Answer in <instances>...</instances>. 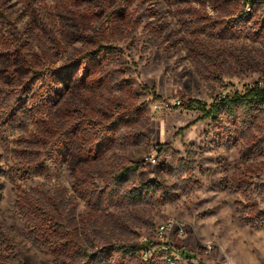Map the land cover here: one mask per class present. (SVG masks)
Listing matches in <instances>:
<instances>
[{
    "label": "rangeland",
    "instance_id": "rangeland-1",
    "mask_svg": "<svg viewBox=\"0 0 264 264\" xmlns=\"http://www.w3.org/2000/svg\"><path fill=\"white\" fill-rule=\"evenodd\" d=\"M250 1L0 0V264H264V108H184L263 80Z\"/></svg>",
    "mask_w": 264,
    "mask_h": 264
},
{
    "label": "trees",
    "instance_id": "trees-1",
    "mask_svg": "<svg viewBox=\"0 0 264 264\" xmlns=\"http://www.w3.org/2000/svg\"><path fill=\"white\" fill-rule=\"evenodd\" d=\"M65 81L67 82V79H65ZM239 105H246L247 107L257 105L264 108V86H261L258 81L243 94L235 93L233 95H226L225 97H222L219 102L213 103L210 109H205L204 107H195L194 103H188V105H186L184 108L187 110H201L203 112V119H217L221 116L222 109L232 113L235 107ZM108 127L109 126H105L100 123L95 124L93 130L96 132V142L98 147L106 143L107 138L105 133L107 130L106 128ZM139 166L140 165L138 163L132 164L129 167L130 169H126L124 173L126 174L128 170L137 171ZM181 254L188 259L194 258V255H190L188 251L185 250H181Z\"/></svg>",
    "mask_w": 264,
    "mask_h": 264
},
{
    "label": "built area",
    "instance_id": "built-area-1",
    "mask_svg": "<svg viewBox=\"0 0 264 264\" xmlns=\"http://www.w3.org/2000/svg\"><path fill=\"white\" fill-rule=\"evenodd\" d=\"M259 6H262L264 11V0H253L247 3L243 12L244 16L247 17L250 13H253V10L256 7L258 8ZM259 83L261 86H264V78ZM145 161L154 164L156 162V158L149 156L145 158ZM171 233L177 234L179 238H183L185 236V230L183 229L181 223L169 221L166 224L160 225L158 228V236L160 239L158 249L165 253L167 261L170 264H177L183 260V255L181 254V251L170 241L169 235Z\"/></svg>",
    "mask_w": 264,
    "mask_h": 264
}]
</instances>
